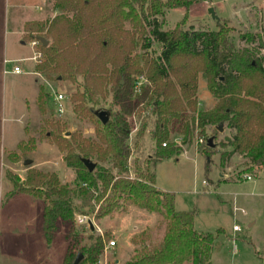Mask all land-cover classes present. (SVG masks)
Masks as SVG:
<instances>
[{"label":"trees","instance_id":"1","mask_svg":"<svg viewBox=\"0 0 264 264\" xmlns=\"http://www.w3.org/2000/svg\"><path fill=\"white\" fill-rule=\"evenodd\" d=\"M198 1L54 0V16L25 22L23 43L40 37L48 41L47 45L39 41L41 57L35 73L75 85L70 95L73 111L95 126L94 138L81 132L65 136L58 126L51 133L65 152L66 165L76 174V187L62 183L55 172L34 168L20 184L12 179L15 190L9 197L27 193L44 200L42 222L47 243L53 241L60 220L71 227L75 222L78 207L73 199L93 189L99 192L96 218L124 211L128 205L159 215L154 228L131 237L135 248L124 264H211L217 235L195 229L196 210L176 209L174 193L156 186L154 169L159 161L181 151L174 142L167 143L172 129L186 142L198 128L211 147L201 152L206 157L204 173L209 181L210 158L215 151L212 137L219 124L233 130L223 144L230 149L220 152L222 165L235 153L247 160L250 170L264 165V35L242 34L248 45L236 48L227 19L218 22L216 31L185 28L188 12ZM170 8H185L186 13L173 28L164 29L158 16ZM257 38L259 45L255 46ZM152 40L160 44V53L146 56L140 65L134 52L139 44L149 48ZM136 73L143 74L147 83L137 87ZM201 75L216 99L208 110L198 109ZM45 94L42 88L43 107ZM144 105L156 115L152 136L157 150L152 157H135V175L131 177V128L126 116L142 113ZM101 111L110 117L106 123L99 117ZM210 127L214 128L209 137ZM145 128L143 124L135 136L137 151ZM210 138L214 146L209 144ZM27 147L20 144L22 150ZM15 155H11L14 161ZM84 159L98 163L90 171ZM107 160L112 169L100 164ZM109 237L108 231L104 236L90 235L91 242L80 248L83 258L78 264H97ZM76 256L69 248L62 264H74Z\"/></svg>","mask_w":264,"mask_h":264},{"label":"rangeland","instance_id":"2","mask_svg":"<svg viewBox=\"0 0 264 264\" xmlns=\"http://www.w3.org/2000/svg\"><path fill=\"white\" fill-rule=\"evenodd\" d=\"M206 1L199 0L193 4L185 28L193 26L216 31L218 22L227 19L233 27L230 38L236 48L248 45L242 34L264 35V0ZM53 2L0 0V264H62L69 248L78 254L80 248L91 242L90 235L104 236L107 231L110 232L109 241L115 240L116 245L107 249L104 246L97 264H124L135 248L131 237L144 229L154 228L159 220L157 213L128 205L124 211L96 218L100 203L95 197L99 192L91 189L86 196L73 199L78 209L72 227L60 220L53 241L47 243L42 222L44 200L27 193L8 196L10 191L15 190L12 179L20 184L31 168L55 172L62 183L76 187L73 182L76 174L66 165L65 152L51 136L56 126L63 129L65 136L81 132L85 137H95V126L73 111L70 95L75 91V85L35 73L37 62L33 55L39 51V45L33 46L32 41L22 43L24 22L54 16L57 11ZM209 7H214L218 18L208 13ZM185 13V8H170L164 15H159L158 20L162 28H173ZM150 42L149 48L139 44L134 52L140 65L146 56L160 53V44L153 40ZM253 45H259L258 38ZM5 58L9 60L8 63H4ZM16 64L22 67V73L4 72V69L10 70ZM133 77L137 87L147 83L143 74L136 73ZM42 88L46 93L44 107L40 100ZM55 92L67 96V110L63 115H58L55 110ZM198 102L200 110H208L216 102L202 75L198 81ZM114 109L118 107L114 106ZM126 120L131 128L128 143L132 150L129 164L133 177L135 157L138 154L152 157L156 153V141L152 136L156 115L144 105L142 113L133 112L126 116ZM143 124H146V128L138 153L134 141ZM223 127V131L216 127L215 136L212 137L215 151L210 158L212 170L209 181L204 173L206 157L201 153L211 148L206 145V136H202L196 128L192 136L183 142L184 136L174 128L167 143L174 142L181 147V151L156 164L155 183L158 188L174 193L176 209L196 210L194 224L198 232L217 235L213 242L211 264H264V165L260 169L250 170L247 160L237 153L222 165L220 152L230 149L229 146L224 148L223 144L233 135L232 129L226 125ZM213 128L207 130L209 137ZM21 143L28 147L22 150ZM12 153L17 156L15 161ZM26 159H30L31 164L26 165ZM100 164L112 169L110 160ZM247 176L252 178L247 179ZM78 214L91 219L94 229L89 223H80ZM234 225L240 229L234 230ZM41 230L43 242L40 245L37 239L41 238ZM31 237L34 243L29 241ZM36 253L42 255V260L35 261Z\"/></svg>","mask_w":264,"mask_h":264},{"label":"built area","instance_id":"3","mask_svg":"<svg viewBox=\"0 0 264 264\" xmlns=\"http://www.w3.org/2000/svg\"><path fill=\"white\" fill-rule=\"evenodd\" d=\"M204 2L206 3L207 1L204 0ZM31 44L33 46L38 45L39 44V40H34L31 42ZM41 57V52L37 51L35 53V55H33V59L37 62ZM9 60L5 59V63H8ZM4 72H12L15 74H20L23 72L22 67L20 65H14V67H12V69L7 70L4 69ZM66 100H67V96L64 95L62 92H55L54 93V102H55V110L57 112L58 115H63L66 110H67V106H66ZM200 142H203V139H200ZM166 143H164L165 145ZM247 179H251V176H247ZM245 213V211H243ZM77 219L80 223H89L92 222L91 219H89L86 215L83 214H78L77 215ZM234 230H239L240 227L238 225H234ZM105 248H109V247H114L116 245V241L115 240H110L108 243L105 244Z\"/></svg>","mask_w":264,"mask_h":264},{"label":"water","instance_id":"4","mask_svg":"<svg viewBox=\"0 0 264 264\" xmlns=\"http://www.w3.org/2000/svg\"><path fill=\"white\" fill-rule=\"evenodd\" d=\"M208 13H210L211 16L214 17V18H218L217 15H216V11H215L214 7H209V8H208ZM39 41H40L43 45H47V44H48V41H47L44 37H40V38H39ZM99 117L101 118V120H102L103 123H106V122L108 121V119L110 118V117L107 115V112H106V111H101V112L99 113ZM217 129H218L219 131H223V130H224L223 124H219L218 127H217ZM69 134H70V132L67 133V135H69ZM209 144H210L211 146H214V144L212 143V138L209 139ZM31 162H32V161H31L30 159H26V160H25V164H26V165L31 164ZM84 163H85L86 167H87L90 171H92V170L95 168V164H94V162H92L90 159H84ZM89 224H90V227H91L92 229H94V225L92 224V222H89ZM82 258H83V254H82L81 252H79V253L77 254V256H76V259H75V261H74V264H78L79 261H80Z\"/></svg>","mask_w":264,"mask_h":264},{"label":"crops","instance_id":"5","mask_svg":"<svg viewBox=\"0 0 264 264\" xmlns=\"http://www.w3.org/2000/svg\"><path fill=\"white\" fill-rule=\"evenodd\" d=\"M27 21H29V20H27ZM24 24H25V22H24ZM24 24H23V27H24ZM23 33V32H22ZM23 43V42H22ZM23 44H25V43H23ZM5 59H7V58H5ZM5 59L3 60L4 61V63H5ZM251 178H252V176H251ZM16 195H18V194H15L14 196H16ZM13 196V197H14ZM142 216H144V215H142ZM147 216V215H146ZM158 221V220H157ZM148 227H150V226H148ZM153 227V226H152ZM40 234H41V238H39V239H37L38 240V242L40 243V245L42 244V242H43V232H42V230L40 231ZM32 238V240H29V241H31V242H33L34 243V239H33V237H31ZM36 240V241H37ZM35 241V242H36ZM35 256H34V259H36L35 261H39V260H42L41 258H42V255L41 254H34Z\"/></svg>","mask_w":264,"mask_h":264}]
</instances>
